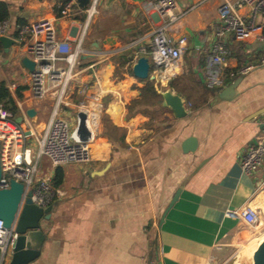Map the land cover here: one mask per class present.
<instances>
[{
    "label": "crops",
    "instance_id": "0c3cea01",
    "mask_svg": "<svg viewBox=\"0 0 264 264\" xmlns=\"http://www.w3.org/2000/svg\"><path fill=\"white\" fill-rule=\"evenodd\" d=\"M66 1L0 0L9 9L12 33L21 22L54 19L59 39L81 48L59 112L74 130L84 111L92 132L89 162L52 168L42 161L57 196L51 218L42 222L41 254L30 264H215L244 244L236 257L252 259L263 239L254 235L259 223L228 212L250 205L264 217V162L253 176L240 166L264 125L259 44L250 35L226 38L231 50L226 85L241 75L243 80L235 100L213 105L218 91L203 81L204 55L212 50L222 0H209L184 16L180 30L188 36V50L182 60L163 72L152 65L145 79L134 75L133 60L159 23L158 15L144 10L146 0H103L90 22L78 0L72 14L63 16ZM196 1L177 0L178 9ZM24 53L15 42L8 50L0 43L2 62L14 67L1 72L0 83L16 85L9 90L23 123L40 132L59 90L33 95L20 65ZM169 89L184 99L185 117L163 104L162 93ZM29 108L36 111L33 118L26 114ZM189 136L197 138L198 148L185 153L182 142Z\"/></svg>",
    "mask_w": 264,
    "mask_h": 264
},
{
    "label": "built area",
    "instance_id": "2783aa9c",
    "mask_svg": "<svg viewBox=\"0 0 264 264\" xmlns=\"http://www.w3.org/2000/svg\"><path fill=\"white\" fill-rule=\"evenodd\" d=\"M103 0H89L82 8L87 22L98 12ZM209 0H197L186 9H178L177 0H146L144 10L159 16V23L152 30L148 45L141 46L138 56H146L150 65L160 71L177 66L188 50V36L181 32L182 19L193 9ZM76 0H67L63 7V16L72 14ZM8 20L0 21V37L7 36L25 50L35 62L34 71H26L30 79L31 91L35 97H44L50 88L59 90L52 115L43 130H33L30 123H19L18 116L0 105V151L2 175L0 189L11 187L15 180L24 185L23 200L30 197L40 207L52 205L57 190L53 175L44 169L43 159L52 168L71 163H87L91 159L90 140H79L74 136L72 123L60 114L61 98L66 91L75 58L81 52L74 50L69 42L58 37L54 19H41L30 24L18 25L12 33ZM250 35L262 51L264 61V0H222L218 9L217 21L213 24L212 50L205 56L203 81L216 91L226 85V67L231 50L226 42L229 35ZM15 84L8 86L15 89ZM14 148V150H13ZM264 162V125L255 145L249 146L240 157V166L249 175H255ZM31 192L29 196L28 193ZM234 218H240L250 225L260 222V210L250 205L239 210L229 211ZM19 234L15 224L10 228L0 220V264L9 259Z\"/></svg>",
    "mask_w": 264,
    "mask_h": 264
},
{
    "label": "water",
    "instance_id": "95a60500",
    "mask_svg": "<svg viewBox=\"0 0 264 264\" xmlns=\"http://www.w3.org/2000/svg\"><path fill=\"white\" fill-rule=\"evenodd\" d=\"M81 7L85 8L89 0H78ZM110 40V39H109ZM0 43L8 50L11 45L14 44V40L7 36L0 37ZM99 46V44H97ZM94 57L95 55H90ZM133 72L138 78L145 79L149 76L151 65L148 57L146 56H134ZM20 65L27 71H34L35 62L28 56H23L20 60ZM243 80V75L237 77L215 95L212 104H219L225 101H233L239 95L238 87ZM165 106L170 107L177 118L185 117L187 107L184 99L174 93L172 90H166L162 93ZM28 117L33 118L36 115V111L29 108L26 111ZM87 114L84 111H80L77 114V124L73 130L74 136L79 140H90L92 132L87 125ZM24 117L18 116L16 121L23 122ZM198 148V140L194 136L187 137L182 142V149L185 153L195 152ZM2 175L1 165V151H0V179ZM181 193V188L175 193L171 199L168 207L165 209L161 224L164 221L168 211L174 205ZM24 185L15 180L11 181V187L8 189H0V220L3 221L4 226L10 228L15 224V230L19 234L18 239L14 243L13 254L8 264H30L37 259L41 254V249L44 241L46 240V233L43 230L42 222L49 220L52 214V205L47 207H40L34 204L30 197L23 200ZM31 195V192L28 193ZM253 264H264V240L259 245L253 255Z\"/></svg>",
    "mask_w": 264,
    "mask_h": 264
},
{
    "label": "trees",
    "instance_id": "16d2710c",
    "mask_svg": "<svg viewBox=\"0 0 264 264\" xmlns=\"http://www.w3.org/2000/svg\"><path fill=\"white\" fill-rule=\"evenodd\" d=\"M60 14L61 13H59L58 15L60 16ZM8 18H9V9L5 3L0 2V21L8 20ZM23 24L24 23L21 22L20 25H23ZM228 82L229 81H227V83ZM24 88L25 87L17 88L16 96L18 98L23 97V94L21 91ZM0 105H2L3 107L9 110H12L15 114H19V107L16 103V100L13 97L11 91L9 90L5 82L0 83ZM59 183H60V179H58V181L56 182V186L59 185Z\"/></svg>",
    "mask_w": 264,
    "mask_h": 264
},
{
    "label": "rangeland",
    "instance_id": "374dc122",
    "mask_svg": "<svg viewBox=\"0 0 264 264\" xmlns=\"http://www.w3.org/2000/svg\"><path fill=\"white\" fill-rule=\"evenodd\" d=\"M14 69V67L12 66V64H5L2 62V58H1V54H0V77H2L1 72L3 71H12ZM227 76H226V80H227ZM225 80V82H226ZM14 150V148H13ZM48 221V220H47ZM260 222L262 223V226H260L259 228H256V231L254 233L255 236H258L259 239L264 238V217H262V219L260 220ZM245 245V244H244ZM244 245L238 247V249H236L232 255H230L227 259H223V260H219L218 262H216L215 264H252L253 260L248 257V256H239L236 257V254L238 253V250L240 248H242ZM9 259L7 258V261L4 264H8Z\"/></svg>",
    "mask_w": 264,
    "mask_h": 264
},
{
    "label": "bare ground",
    "instance_id": "6f19581e",
    "mask_svg": "<svg viewBox=\"0 0 264 264\" xmlns=\"http://www.w3.org/2000/svg\"><path fill=\"white\" fill-rule=\"evenodd\" d=\"M114 105V104H113ZM114 107H115V105H114ZM113 108V107H112ZM116 108V107H115ZM114 108V109H115ZM110 111V110H109ZM113 115H114V113H112ZM116 114V113H115ZM118 114V113H117ZM39 132V131H38ZM92 149V148H91ZM260 226H262V223L261 222H259V224H258V226L256 227V228H259ZM264 240V238L260 241V243H259V245L262 243V241ZM259 245L257 246V248L259 247ZM257 248L255 249V251L257 250ZM254 251V252H255ZM253 255H254V253H253ZM253 255H252V259H253ZM253 263H254V260H253Z\"/></svg>",
    "mask_w": 264,
    "mask_h": 264
}]
</instances>
